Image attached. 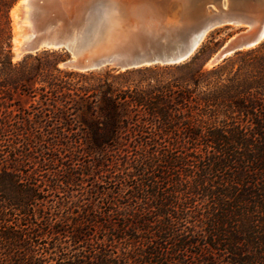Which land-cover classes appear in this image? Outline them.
Masks as SVG:
<instances>
[{"label":"trees","instance_id":"obj_1","mask_svg":"<svg viewBox=\"0 0 264 264\" xmlns=\"http://www.w3.org/2000/svg\"><path fill=\"white\" fill-rule=\"evenodd\" d=\"M15 1L0 264H264V36L211 66L213 34L177 63L68 69L65 49L12 60Z\"/></svg>","mask_w":264,"mask_h":264},{"label":"water","instance_id":"obj_2","mask_svg":"<svg viewBox=\"0 0 264 264\" xmlns=\"http://www.w3.org/2000/svg\"><path fill=\"white\" fill-rule=\"evenodd\" d=\"M10 8L22 53L65 49L76 70L126 69L189 58L206 33L244 26L213 56L218 61L264 36V0H113L112 14H92L87 0H26ZM15 55V53H14Z\"/></svg>","mask_w":264,"mask_h":264},{"label":"rangeland","instance_id":"obj_3","mask_svg":"<svg viewBox=\"0 0 264 264\" xmlns=\"http://www.w3.org/2000/svg\"><path fill=\"white\" fill-rule=\"evenodd\" d=\"M17 1V0H16ZM15 1V2H16ZM14 4V3H13ZM9 16H10V20H11V39H10V55H11V58H12V60L13 61H16V60H18L19 58H21L24 54H26V53H22L21 55H19V56H15L14 55V50H13V48H14V41H13V38H14V32H13V17H12V15H11V13L9 12ZM14 27H16L15 26V23H14ZM17 30V29H16ZM246 30V27H244V26H240V27H237V26H231V25H229V26H221V27H217V28H214V29H212V30H210V31H208L207 33H206V35H205V37H204V39H203V41L210 35V34H213L214 36H215V38L216 39H218L219 41H220V45L218 46V48L216 49V51H214L212 54H211V56H210V58L208 59V61L206 62V66H211L212 64H214V63H216V62H219L220 60H218V61H212L211 62V60H212V58H213V56L215 55V53L216 52H218L219 50H220V48L223 46V45H225V43L228 41V40H230L231 38H233L234 36H236L239 32H243V31H245ZM20 40H21V38H20ZM202 41V42H203ZM40 50H42V49H40ZM59 50H61V49H59ZM39 51V50H38ZM36 52V51H35ZM35 52H31V53H35ZM69 52V51H68ZM227 56V55H226ZM69 58H73V56L71 55V53L69 52ZM69 58H67V59H69ZM66 59V60H67ZM63 62L64 61H62V62H59V67H61V68H68V69H72V68H69V67H67V66H64L63 65ZM21 103H22V105H27V101H26V99H24V98H22L21 99ZM188 259V261H195L194 260V258H192V257H188L187 258Z\"/></svg>","mask_w":264,"mask_h":264},{"label":"snow or ice","instance_id":"obj_4","mask_svg":"<svg viewBox=\"0 0 264 264\" xmlns=\"http://www.w3.org/2000/svg\"><path fill=\"white\" fill-rule=\"evenodd\" d=\"M85 8L92 14H112L114 10L119 9V5L113 0H87Z\"/></svg>","mask_w":264,"mask_h":264},{"label":"bare ground","instance_id":"obj_5","mask_svg":"<svg viewBox=\"0 0 264 264\" xmlns=\"http://www.w3.org/2000/svg\"><path fill=\"white\" fill-rule=\"evenodd\" d=\"M24 1H26V0H19V1L16 3V5H19L20 3L24 2ZM12 11H14V10H11V14H12ZM14 23H17V20L13 18V28H14V29H13V32H14V38H13V41H14V48H13V50H14L15 56H19V55L22 54V51L20 50L21 40H20L19 37L16 36V32H17V30H16V27H14ZM212 61H213V58H212L211 62H212Z\"/></svg>","mask_w":264,"mask_h":264}]
</instances>
